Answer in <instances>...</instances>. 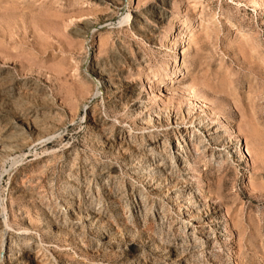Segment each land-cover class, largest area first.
<instances>
[{
	"label": "rangeland",
	"instance_id": "obj_1",
	"mask_svg": "<svg viewBox=\"0 0 264 264\" xmlns=\"http://www.w3.org/2000/svg\"><path fill=\"white\" fill-rule=\"evenodd\" d=\"M0 264H264V0H0Z\"/></svg>",
	"mask_w": 264,
	"mask_h": 264
},
{
	"label": "bare ground",
	"instance_id": "obj_2",
	"mask_svg": "<svg viewBox=\"0 0 264 264\" xmlns=\"http://www.w3.org/2000/svg\"><path fill=\"white\" fill-rule=\"evenodd\" d=\"M129 18V16L127 17V19ZM192 123V126L194 125H199L202 123V120H199L198 117H195L194 120L191 122ZM190 126V127H192ZM26 239H29V237H27ZM1 248H2V251H1V254L2 252H4V248H5V244H4V241H2V245H1Z\"/></svg>",
	"mask_w": 264,
	"mask_h": 264
}]
</instances>
